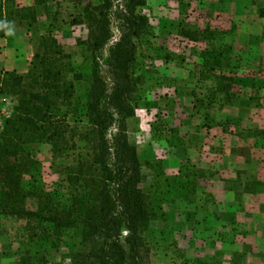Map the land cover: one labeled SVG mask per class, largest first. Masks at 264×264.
<instances>
[{
  "label": "rangeland",
  "instance_id": "374dc122",
  "mask_svg": "<svg viewBox=\"0 0 264 264\" xmlns=\"http://www.w3.org/2000/svg\"><path fill=\"white\" fill-rule=\"evenodd\" d=\"M77 1L50 0L49 12L38 8L31 27L30 20L23 23L16 16L13 34L0 37V76L17 71L7 70L15 62L25 69L17 72L26 74L48 31L72 55L79 70L88 73L86 55L78 44L88 38V29L75 23ZM123 1L114 3L123 7ZM7 3L13 9L36 6L35 0ZM263 7L264 0H147V7L138 9L148 16L154 33L151 44L140 49L146 56L140 58L144 63L140 71L147 79L143 95L152 105L139 108L127 122L129 138L144 164L142 185L149 190L159 172L148 162L162 164L169 178L177 177L181 168L184 174L203 175L182 180L192 182L190 186L196 182L192 195L189 189L181 190L162 203L166 218L151 223L156 231L151 264H206L213 259L232 264L234 258L243 264H264V216L259 217L260 212L264 215V201H260L264 186H255L257 179H264V19L259 17ZM111 26L113 44L121 38L119 20H112ZM213 48L225 51L221 70L204 64L203 53ZM222 74L228 79L222 83L232 87L229 94L215 91V77ZM15 103V97L0 95V136ZM117 128L114 124L109 136ZM255 134L259 137L251 139ZM242 138L249 141L241 142ZM34 152L45 185L55 188L62 180V161L53 166L47 144L36 145ZM164 179L160 178L162 183ZM246 185H252L258 197L248 196ZM224 187L228 201L219 200ZM27 204L37 208L35 199ZM255 206L257 214L235 213ZM24 224L15 218L2 219L0 264L19 257ZM47 255L49 264H73L67 249L50 250Z\"/></svg>",
  "mask_w": 264,
  "mask_h": 264
},
{
  "label": "trees",
  "instance_id": "16d2710c",
  "mask_svg": "<svg viewBox=\"0 0 264 264\" xmlns=\"http://www.w3.org/2000/svg\"><path fill=\"white\" fill-rule=\"evenodd\" d=\"M8 1L13 5L14 0H0V21L9 25L19 16L21 22L30 20L31 27L38 8L49 12L50 0H35L36 6L28 10L13 9ZM123 2L120 7L114 0L77 1L75 23L88 29V38L78 43L88 73L79 70L48 31L26 74L6 71L0 76V95L16 99L0 136V230L3 218L25 223L19 257H9L10 264H49L48 251L62 248L73 264H151L156 245L151 223L166 218L162 203L174 192L194 193L196 182L190 186L183 179L203 178L193 171L184 174L185 168L169 178L162 164L148 162L159 172L149 190L142 185L144 164L127 122L139 108L152 105L143 95L147 79L140 58L146 56L140 49L151 44L154 33L148 16L138 12L147 0ZM259 17L264 18V7ZM115 19L121 38L110 44ZM5 35L6 29H0V37ZM203 56L206 67L223 68L222 49L206 50ZM215 79V91L231 92L222 83L228 80L223 74ZM114 124L117 131L109 136ZM42 144L51 147L54 167L62 161V180L53 189L45 185L34 152ZM246 192L253 193L252 185H246ZM30 199L37 201L36 209L28 207ZM234 259L232 264H243ZM213 261L206 264H219Z\"/></svg>",
  "mask_w": 264,
  "mask_h": 264
},
{
  "label": "crops",
  "instance_id": "0c3cea01",
  "mask_svg": "<svg viewBox=\"0 0 264 264\" xmlns=\"http://www.w3.org/2000/svg\"><path fill=\"white\" fill-rule=\"evenodd\" d=\"M262 19H264V18H262ZM21 62H15L14 64H12L11 65V68H8L7 70H17V71H25V69H20V67H21ZM222 133H224V132H222ZM251 139H252V137H251ZM247 141H249V138H247L246 139ZM246 140H244L243 138L242 139H240V141L241 142H244V141H246ZM257 142V141H256ZM241 144V143H240ZM255 145H257L256 143L255 144H253V147H257V146H255ZM259 151V150H258ZM257 180H259L258 182H261V183H264V179H257ZM249 195L248 196H251V197H258V195H255L254 196V194L255 193H248ZM256 194H258V193H256ZM262 195V194H261ZM228 190H226V188L224 187V190H222V193L221 194H219V200L220 201H228L229 200V198H228ZM245 196H246V194H245ZM264 195H262V197H263ZM257 199V198H256ZM244 200H246V197L244 198ZM248 200H250V199H248ZM260 201H264V197L260 200ZM259 206V205H258ZM258 206H255V208H252V207H250V208H247V209H245V207H243L244 209H239V210H236L235 211V213L238 215V214H240V213H244V214H246V213H254V214H257V210H256V207L258 208ZM240 208V207H239ZM259 212V211H258ZM259 214H261V215H259V217H263L264 215H263V213H259Z\"/></svg>",
  "mask_w": 264,
  "mask_h": 264
},
{
  "label": "clouds",
  "instance_id": "9594fccd",
  "mask_svg": "<svg viewBox=\"0 0 264 264\" xmlns=\"http://www.w3.org/2000/svg\"><path fill=\"white\" fill-rule=\"evenodd\" d=\"M0 29H6V34L11 35L13 34L14 28L13 26L9 25L4 21H0Z\"/></svg>",
  "mask_w": 264,
  "mask_h": 264
},
{
  "label": "built area",
  "instance_id": "2783aa9c",
  "mask_svg": "<svg viewBox=\"0 0 264 264\" xmlns=\"http://www.w3.org/2000/svg\"><path fill=\"white\" fill-rule=\"evenodd\" d=\"M6 117H10V115L8 114V115H6Z\"/></svg>",
  "mask_w": 264,
  "mask_h": 264
}]
</instances>
